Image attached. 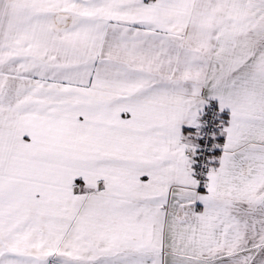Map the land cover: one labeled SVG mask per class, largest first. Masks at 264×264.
I'll use <instances>...</instances> for the list:
<instances>
[{
	"label": "snow or ice",
	"instance_id": "obj_1",
	"mask_svg": "<svg viewBox=\"0 0 264 264\" xmlns=\"http://www.w3.org/2000/svg\"><path fill=\"white\" fill-rule=\"evenodd\" d=\"M0 264H264V0H0Z\"/></svg>",
	"mask_w": 264,
	"mask_h": 264
}]
</instances>
